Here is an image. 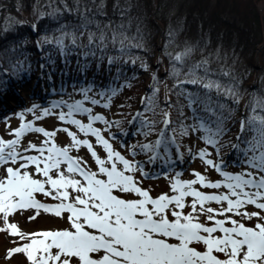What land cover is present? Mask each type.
<instances>
[{
    "label": "snow or ice",
    "instance_id": "obj_1",
    "mask_svg": "<svg viewBox=\"0 0 264 264\" xmlns=\"http://www.w3.org/2000/svg\"><path fill=\"white\" fill-rule=\"evenodd\" d=\"M60 11L57 8L54 13ZM32 27L39 30L37 24ZM67 27L64 24L56 29L58 36L55 32L45 33L37 40V46L51 44L65 58L77 47L86 49L81 53L85 58L95 57L94 46H98L101 55L97 69L109 41L114 47L118 44L120 54H125L124 41L129 37L120 30L123 25L113 28L111 35L100 32L98 39L95 32L88 30L86 44L80 43L83 32L78 34L75 27L68 31ZM83 27L87 30V23ZM191 51L187 47L174 57L169 54L176 62L170 75L175 78L173 88L178 99L184 96L192 110L193 122L181 121L178 125L180 137L195 131L197 141H204L205 147H187L193 160L199 159L206 165L204 172L193 168V178H182L180 170H175L174 175L162 171L160 174L169 180V191L156 195L152 194V186L143 184L145 179L156 178V174L145 168L144 161L135 158L141 153L149 164L162 157L169 163L173 159L170 147L175 145L177 155L183 159L177 128L169 127L175 121L171 119L173 104L167 94L162 108L163 126L156 129L157 121L144 117L137 129L145 136L152 132L159 134L153 141L133 143L131 147L125 142L128 148L125 154L112 143L115 134L111 129L120 122L95 111L96 106L110 108L121 86L106 88L93 81L79 88L73 85L72 92L62 86L61 92L67 99L62 96L51 107L42 109L44 117L55 115L60 124L52 128L37 125L20 112L16 113L20 117L17 127H11L8 122L11 138L0 136V231L16 238L14 246L7 249L6 259L23 254L25 264H264V95L253 94L250 107L245 102L249 114L240 117V132L231 144L236 151L232 163L240 171H229L221 155V139L230 130L227 121L233 120L237 109L226 101H213L208 93L212 89L223 92L239 105L240 90L236 84L222 87L220 81L207 75L206 67L201 75L198 69L207 60L195 62L182 73L177 63L183 65ZM116 58L109 55V65ZM132 63H136L135 58ZM87 67L86 60L82 69ZM141 67L151 71L146 62L141 61ZM181 74L185 80L179 79ZM160 83L152 71L151 91L140 97L144 111H154L160 106ZM185 83L200 85L208 91L202 95L199 90L187 89ZM124 86L132 85L125 79ZM76 93L80 98H76ZM200 105L211 115H202L198 110ZM184 106L179 104L181 116ZM38 107L33 105L25 111L39 120L42 117L35 114ZM53 109L60 111L54 113ZM142 115L137 109L133 120ZM98 122L104 127H97ZM30 132L40 133L44 139L40 143L28 139L24 146L23 138ZM60 132L66 133V143L58 142ZM96 146H100L103 155ZM84 147L94 165L80 154ZM213 153L220 158H215ZM208 168L214 169L220 178L207 176ZM206 188L220 191L203 190ZM41 196L51 197L55 202H45ZM44 213L60 218L64 226L29 231L11 219L27 214L29 220H34Z\"/></svg>",
    "mask_w": 264,
    "mask_h": 264
},
{
    "label": "trees",
    "instance_id": "obj_2",
    "mask_svg": "<svg viewBox=\"0 0 264 264\" xmlns=\"http://www.w3.org/2000/svg\"><path fill=\"white\" fill-rule=\"evenodd\" d=\"M20 1L28 13L34 17L36 13L33 6L34 0ZM105 1L107 5L106 15L102 16L97 13V19L94 21L89 13L85 20V23H87L86 30L83 27L84 24L78 22L79 19L74 18L76 7L73 0H53L55 6L67 8V11L65 10L62 15L52 19L51 23H54V26L49 35H52L53 32L59 35V32L55 30L66 24L68 26L66 30L68 31L75 27L79 34L83 28L88 34V30H91L97 34L98 39L100 32L111 35L113 28L117 25H123L120 30L124 31L129 37V40L124 41L125 54H120L118 44L114 47L109 41L107 48L103 51L104 58L99 61V69H97V60L101 55V49L94 46L95 57L89 55L85 58L80 55L73 59L68 54L67 58L55 55L53 61L45 58L44 70L48 74L58 71L67 75L74 74V71H77L78 74V66H81L79 69L81 71L82 65L87 60L88 67L83 68L85 72L82 75L86 82H93L100 77L106 88L121 86L117 96L120 100L119 110L125 115V118H130L134 114L131 110V104L128 102H133L136 99L135 95L143 91L150 93L151 72L155 71L161 81L158 93L160 106L155 108L154 111H144L141 104L138 109L143 112V115L150 116L152 120L156 121L157 118H162V108L165 103L164 96L167 94L173 104L170 109L171 119L175 121L169 127L177 128L176 135H178V125L181 121L185 124L193 122L190 119L192 110L187 106V100L184 96L178 99L177 90L173 88L175 78L170 73L172 72L173 63L176 62L173 58H170L169 54L174 57L176 53L190 47L192 51L185 57L183 65L177 63V67L181 68L182 73L188 71V66L197 61L202 62L201 59H204L207 60V64L198 69L201 75H204V68L206 67L209 69L207 75L220 81L222 87L236 84L240 90L242 99L239 105L230 97L225 96L223 92L217 93L215 89H212L208 93L213 101L217 99L222 102L226 101L237 109L233 116L235 122L233 120L227 121L230 130L221 139V144L227 147L226 152H228L231 144L237 140L238 132L236 133L235 128L239 127L240 117L249 114L245 108V103L241 109L243 100L247 98L246 101L249 102L250 107L253 94L264 95V0H185L179 6L176 17H170L164 10L166 0ZM14 3L15 0H0V24L6 14L19 13ZM68 8H71V11ZM229 14L235 15L236 19H228ZM110 21L111 24H109ZM1 31L0 27V33ZM170 33L171 35H169ZM80 43L86 44L87 42H84L80 37ZM138 43L142 44V47H136ZM261 43L263 46L257 53V48ZM159 44L161 49L158 53L157 47ZM9 45V42H0V89L5 86L8 78L16 83V79H20L24 75L25 61L33 63L36 67L38 66L36 50H30L29 53L25 54L20 53L17 49L10 50ZM78 48L81 52L86 50ZM109 55L117 57L111 65L108 63ZM256 57L259 59L260 66L258 71L255 72ZM133 58L136 59L135 64L132 63ZM141 61L151 66V71H146L149 74V79L144 76L145 70L141 67ZM247 71L249 73L242 77L241 72ZM134 74L135 78H133ZM125 79L131 82V87L124 86ZM179 79L184 80L185 76L181 74ZM253 80V89L248 92L250 83ZM184 86L191 91L199 90L202 95L208 91L200 85L185 83ZM167 89H172V91H167ZM179 104L185 105L183 116L180 115ZM198 110L201 111L202 115H211L203 111L202 105L198 106ZM225 114H227L226 110ZM161 121L162 119L156 124V128H158ZM247 135L250 136L251 133H247ZM241 147H245V145L241 144Z\"/></svg>",
    "mask_w": 264,
    "mask_h": 264
},
{
    "label": "rangeland",
    "instance_id": "obj_3",
    "mask_svg": "<svg viewBox=\"0 0 264 264\" xmlns=\"http://www.w3.org/2000/svg\"><path fill=\"white\" fill-rule=\"evenodd\" d=\"M185 0H166V7L164 10L170 17H176L179 12V6H181L182 2ZM53 0H34V7L37 11L36 19L30 18L27 13V10L21 5L20 0H15V4L17 10L20 12L18 15L8 14L5 17V20L1 23V36L0 42H7L14 37L21 36V38L17 39L16 42L11 43V49H31L34 47V40L37 39L40 35H45V33L49 34L50 28H48L47 19L54 18L62 15L63 7H60V12L54 13V10L57 9L53 4ZM75 7L79 10V22L82 20L83 22L86 20L85 16L89 14V12L93 13V11H97L101 14L106 13V1L105 0H73ZM46 12L48 15L41 16L40 13ZM82 18V19H81ZM228 18L235 19V15L229 14ZM39 20L42 21V26L39 27V30L33 29L32 25H39ZM84 24V23H83ZM84 33V32H83ZM42 36V37H43ZM58 36V35H57ZM83 40L87 42V35L82 36ZM47 46V50L42 52V54H48L51 50L59 53L56 48L51 44H44L43 46ZM40 50L41 47H38ZM81 53L80 49L77 47L74 51H70L69 54L72 58L79 56ZM41 63V62H40ZM27 69H30L28 67ZM40 73V70L34 69L33 72L28 76L27 83L20 82L19 79L16 80V83H13L12 87H7L3 91H0L1 97H3V101H0V136H3L5 139L11 138L9 135V127L8 122L10 121L11 127H17L20 123V117L16 115V113L24 112V118L26 120H33L37 125L45 126L52 128L61 122L58 121L55 115H49L44 117L42 113V109L45 107H51V103L53 101L59 100L62 96L67 99L65 93L61 92V87L67 89L68 92L73 91V85L77 88L81 87L84 82H76L71 84L70 82L65 80V77L62 73H58L57 75L50 74V79H47L45 73ZM75 75V74H74ZM73 75V78L75 76ZM245 76V74H242ZM35 81L37 83H35ZM102 86V85H101ZM55 89V91H53ZM94 91H98L95 89ZM76 98H80L78 93L75 94ZM142 95H138L141 97ZM44 98V102L41 98ZM20 102V104H17ZM136 104V102H135ZM33 105H39L37 109H35L36 116H41L42 119L36 120L32 113L26 112L25 110L31 108ZM91 106V105H90ZM8 110V111H5ZM67 110L66 108L64 109ZM60 109H53V112H58ZM95 111L103 113L109 120H118L119 126H114L111 129V132L115 134V139L112 140L114 147H116L121 152L127 154L128 148L125 147V142L128 147H131L133 143H144L146 141H153L156 132H152L151 134L145 136L143 131L137 132V129L141 127L142 120H123L118 116V111L116 107V100L113 99L112 105L110 108H105L102 106H96ZM147 117V116H145ZM7 118V119H6ZM84 118V117H80ZM149 120L150 117H147ZM130 121H132L130 123ZM97 127L103 128L104 125L102 122H98ZM74 127V126H73ZM121 129H125L126 131L122 132ZM75 130V129H74ZM105 135L108 136L109 133L105 132ZM196 132L193 131L189 136L182 137L180 143L184 146L183 159L180 158L176 153V148L174 145L170 147V151L173 154V159L169 163H165L164 158H158L154 160L151 164H149L145 160V154L141 153L139 156L135 157L138 160L144 161L145 168L153 171L156 174V178L154 179H145L143 181L144 186H152V194L156 195L160 192L169 191V180L164 175L160 174L162 171H169V175H174L175 170L182 171V178H193L192 169H198L201 172H204L206 165L200 161L199 159L193 160L190 155H188L187 147L191 146L193 149H198L200 147H205L202 143L197 141ZM203 135V132L200 133ZM28 139L34 140L36 143H40L41 140L44 139L42 134L37 132H30L25 135L22 143L26 146V142ZM58 142L66 143V133L60 132L58 134ZM98 151L103 155V150L100 146H96ZM163 152V149L160 150ZM236 152V151H235ZM74 154L75 150H74ZM80 154H83L86 159H89V163L94 165V161L91 160L90 154L87 152L86 147L80 149ZM147 155H150L148 153ZM214 157L219 159L220 157H216L215 153H213ZM223 159L226 163H228L229 171H240V168L235 167L233 165V161L236 159V155L231 156L229 154L221 153ZM212 179L220 178L219 174L212 168H208V171L205 173ZM139 175V173H137ZM199 187V185H197ZM205 191H220V189L206 188L203 189ZM227 190V189H223ZM45 202H55L51 197L45 198L43 196L40 197ZM190 199V198H189ZM249 208L252 209L253 206L249 205ZM11 219L17 221L20 226L29 231H36L40 229H48L55 228L58 226H64V221L54 215L44 213L38 216L34 220H29L27 218V214L25 215H16L11 217ZM255 219V218H253ZM252 221H248L251 223ZM0 224H2V220H0ZM16 241L15 237L8 235L6 232L0 231V264H25L26 258L23 254H16L12 260L6 259L7 249L14 246Z\"/></svg>",
    "mask_w": 264,
    "mask_h": 264
},
{
    "label": "bare ground",
    "instance_id": "obj_4",
    "mask_svg": "<svg viewBox=\"0 0 264 264\" xmlns=\"http://www.w3.org/2000/svg\"><path fill=\"white\" fill-rule=\"evenodd\" d=\"M79 10H80V9H77V8L74 9V14H75V15H74V18H75V19H79V15H80V14H76V13H79ZM75 12H76V13H75ZM91 13H92V12H91ZM97 13L100 14V15H102V16H105L106 13H107V10H106V13H105V14H101V13H99V12H97V11H93V13H92V17H93L94 21H96V19H97V18H96ZM167 15H168V14H167ZM81 19H82V18H81ZM80 21H81V22H80L81 24H83V23L85 24V22H86V21L83 22L82 20H80ZM80 26H81V25H80ZM81 27H82V26H81ZM81 32H84V34L87 35V31L84 30L83 28L81 29ZM49 76H50V75H49ZM35 83H37V82L35 81ZM41 100L44 102V98H43V97L41 98ZM17 104H20V102H17ZM5 111H8V110H5Z\"/></svg>",
    "mask_w": 264,
    "mask_h": 264
}]
</instances>
